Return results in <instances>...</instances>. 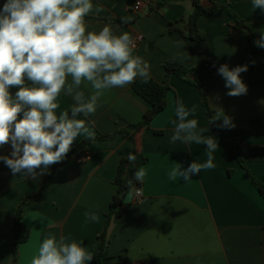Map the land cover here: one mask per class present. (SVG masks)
Here are the masks:
<instances>
[{"label":"crops","instance_id":"1","mask_svg":"<svg viewBox=\"0 0 264 264\" xmlns=\"http://www.w3.org/2000/svg\"><path fill=\"white\" fill-rule=\"evenodd\" d=\"M136 1L92 0L94 7L102 5L104 11L88 15L100 20L85 21L87 30L99 32L109 26L114 36H141L133 56L149 63L151 76L157 82L163 81V66L169 60L185 67L197 65L201 45L180 31L166 32L168 23L192 11L191 0H159L156 9L140 15L131 11ZM216 2L226 5L246 22L255 41L264 33V12L253 9L252 0ZM202 4L212 5L210 0H202ZM198 26L205 34V54L213 66L212 77L205 81L209 107L214 115L221 111L231 118L234 127H221L223 117L216 123L232 137L251 173L264 183V155L252 154L254 148L264 147V48L248 52L251 39L232 30V18L224 10L201 17ZM180 41L184 47L179 45ZM223 64L230 69L248 65V70L240 74L248 88L246 95H226L229 89L217 71ZM24 80L23 85L8 89L14 101L21 87L39 86L27 76ZM70 83L71 76L65 87ZM132 85L104 90L97 100L95 114L87 117L90 124L86 126L94 135L111 134L143 119L150 104ZM169 85L167 106L149 129L136 132L134 140L120 133L112 139L91 143L85 161L73 157L60 166L43 197L25 205L23 222L31 233L19 247V264H31L45 239L55 237L59 241L60 236L69 235L77 242L83 241L86 250L94 253L90 264H100L98 236L117 190V168L134 149L148 159L141 166L147 171L141 186L143 200L134 202L131 194L124 213L111 225L108 253L113 264H264V199L246 177L225 139L209 123L198 89L175 75L170 77ZM77 90L84 93L85 100L96 91L91 82L83 80ZM177 100L188 108L193 104L199 106L195 117L190 118H196L199 127H208L206 135L215 137L219 144L214 154L216 167L193 175L187 183L179 178L169 181V171L176 164L187 168L193 161L203 163L206 146L170 141V121L175 119ZM56 102L58 117L75 103L63 90ZM23 111L22 106L17 120L23 118ZM252 122L260 127L259 131ZM83 139L77 137L72 146ZM10 145L9 142L0 146V156H11L7 151ZM46 173L33 180L13 175L11 170L0 171V264H10L13 259L11 226L17 207L26 197L38 193ZM86 212L96 213L99 222L86 220Z\"/></svg>","mask_w":264,"mask_h":264},{"label":"clouds","instance_id":"2","mask_svg":"<svg viewBox=\"0 0 264 264\" xmlns=\"http://www.w3.org/2000/svg\"><path fill=\"white\" fill-rule=\"evenodd\" d=\"M252 7L264 12V0H252ZM102 11L103 6L94 7L92 0H7L0 8V146L10 142L12 147L11 156H0V160L13 175L35 180L50 165L66 158L77 137L94 139V132L78 117L95 114L104 90L131 85L137 79L144 83L151 79L149 63L133 56V41L127 33L114 36L109 26L99 32L87 30L85 17ZM254 44L264 48V33ZM179 45L185 44L180 41ZM247 70V64L231 69L227 64L218 67L229 89L226 95L247 94L240 75ZM25 76L39 86L21 87L14 101L8 89L23 85ZM69 76L72 83L65 87ZM82 80L91 82L96 90L87 100L77 90ZM62 90L75 103L70 112L62 111L58 117L56 101ZM22 106L23 118L17 120ZM198 107L193 104L188 108L176 101L170 141L206 146V160L193 161L187 168L176 164L168 173L171 182L179 178L187 183L193 175L216 167L217 139L206 135L208 127H199L198 120L190 118L195 117ZM221 117V127L235 126L221 111L209 123ZM127 159L134 164L137 157L129 153ZM146 176V169L140 167L133 179L142 184ZM127 187L134 190L133 180L127 182ZM85 217L99 222L96 213L86 212ZM93 258L94 253L86 250L83 241L77 242L69 235L60 236L59 241L55 237L45 239L31 264H90Z\"/></svg>","mask_w":264,"mask_h":264},{"label":"trees","instance_id":"3","mask_svg":"<svg viewBox=\"0 0 264 264\" xmlns=\"http://www.w3.org/2000/svg\"><path fill=\"white\" fill-rule=\"evenodd\" d=\"M6 0H0V5H3ZM211 6L206 7L202 4V0H191L192 11L186 14L183 18L170 22L167 25L166 32L180 31L188 39H192L201 45L200 58L197 65L193 67H185L176 60L167 61L164 68V78L162 82H157L152 76L151 79L144 83L139 79L133 82L134 91L143 97L149 104L150 108L145 112L143 119L134 123H129L126 127L117 129L111 134H98L94 135V139L86 140L85 138L75 146H71L69 152L66 154L61 162H57L54 165L49 166V171L46 173L42 186L38 193L32 196L26 197V199L19 204L17 210L14 214L11 226L12 232V253L13 259L10 264H19V247L21 244L28 241L30 238V229L23 222V209L28 202L39 200L43 197L44 192L49 184V182L55 177L56 172L60 166L67 164L73 157L78 158L83 154H87L88 146L94 142L106 141L114 138L120 133H125L130 135V138L134 140L135 133L142 129H149L153 119L160 114L167 106V96L170 91L169 80L172 75L177 76L184 82L196 87L199 91L204 113L207 119L214 116V112L210 109L208 104L207 92L205 88V81L212 77L213 66L212 61L205 54V42L206 37L203 31L199 28L198 22L203 16H211L215 14L218 10L226 11L232 18V30L234 32H239L246 34L244 28H248L246 22L240 18L234 11L229 9L226 5H220L216 0H210ZM87 20H100L99 18L87 16ZM254 37L250 40V47L247 49L248 52H259L261 48L254 44ZM71 109V108H70ZM69 109V112H70ZM78 119H84L86 124H90V121L80 116ZM214 130L221 135L235 158L243 169L246 177L251 182V184L257 189L259 194L264 199V183L258 180L249 170L247 162L244 155L239 152L236 148L234 140L225 131L222 130L216 123H210ZM252 125L256 131L260 130V127L256 122H252ZM157 133H162V131H157ZM132 154L136 155L137 159L135 163H130L127 157L121 159L117 173L115 177V184L117 190L112 197L110 203V209L106 215V221L102 232L98 236V246H99V262L100 264H113L112 258L108 253V245L110 242V228L113 222L118 219L125 211V206L128 199L134 190H129L127 187V182L133 180L135 187L143 186V183L136 182L133 177L135 171L140 168L144 163L147 162V157L137 150H133ZM253 155H264V147L254 148L252 150ZM10 170L4 161H0V171ZM134 187V189H135Z\"/></svg>","mask_w":264,"mask_h":264},{"label":"built area","instance_id":"4","mask_svg":"<svg viewBox=\"0 0 264 264\" xmlns=\"http://www.w3.org/2000/svg\"><path fill=\"white\" fill-rule=\"evenodd\" d=\"M158 5H159V0H137L133 4L131 11L136 15H140L142 13L150 12L152 9H156ZM141 40H142L141 36L132 38V41H133L132 47L136 48ZM7 151L9 153L12 152L11 145L7 147ZM87 158H88V155L83 154L79 156L77 159L79 162H83ZM132 199L134 202H140L143 200L142 188L140 186L135 187L134 192L132 194Z\"/></svg>","mask_w":264,"mask_h":264},{"label":"water","instance_id":"5","mask_svg":"<svg viewBox=\"0 0 264 264\" xmlns=\"http://www.w3.org/2000/svg\"><path fill=\"white\" fill-rule=\"evenodd\" d=\"M244 31H245V33H246V35L248 36L249 39H253V34L250 31V29L244 28Z\"/></svg>","mask_w":264,"mask_h":264}]
</instances>
